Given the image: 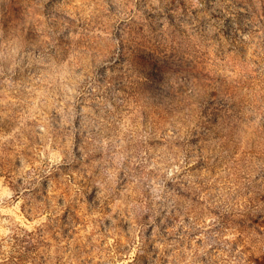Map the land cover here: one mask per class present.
I'll return each instance as SVG.
<instances>
[{
    "label": "clouds",
    "instance_id": "clouds-1",
    "mask_svg": "<svg viewBox=\"0 0 264 264\" xmlns=\"http://www.w3.org/2000/svg\"><path fill=\"white\" fill-rule=\"evenodd\" d=\"M0 264H264V0H0Z\"/></svg>",
    "mask_w": 264,
    "mask_h": 264
}]
</instances>
